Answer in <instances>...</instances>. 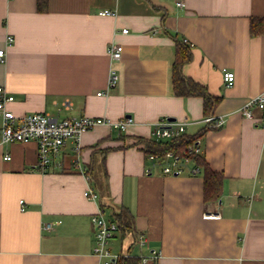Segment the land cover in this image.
<instances>
[{
  "label": "crops",
  "instance_id": "obj_1",
  "mask_svg": "<svg viewBox=\"0 0 264 264\" xmlns=\"http://www.w3.org/2000/svg\"><path fill=\"white\" fill-rule=\"evenodd\" d=\"M177 1L48 0L42 10L38 0H0V85L14 96L9 109L134 119L124 131L105 124L85 131L79 150L69 139L46 172L35 168V141H1L0 120V264H100L92 216L102 210L113 221L122 206L135 220L131 252L158 250L157 264H264V111L244 114L248 99L264 94V34H251L264 0ZM185 38L192 58L183 73L220 97L213 114L224 118L198 138L223 174L221 195L210 201L194 161L165 173L144 151L164 118L189 121L188 134L207 125L204 97L173 88L176 39ZM113 42L123 45L120 60L111 59ZM224 68L235 72L232 85ZM88 187L98 200L84 195ZM115 235L110 248L127 254L118 239L131 237Z\"/></svg>",
  "mask_w": 264,
  "mask_h": 264
},
{
  "label": "built area",
  "instance_id": "obj_2",
  "mask_svg": "<svg viewBox=\"0 0 264 264\" xmlns=\"http://www.w3.org/2000/svg\"><path fill=\"white\" fill-rule=\"evenodd\" d=\"M177 4L184 6L182 0H178ZM101 15H115L116 12L111 9H103L99 12ZM128 28H122L123 33H127ZM13 37L9 36L8 41L12 42ZM187 42V39H184ZM5 48H0V59L5 60ZM109 53L111 59L116 61L120 60L123 55V45L118 42H113L109 46ZM118 80V74L113 69L109 76V86L113 87ZM223 80L226 85H232L235 81V72L233 70L223 69ZM103 91L98 92V94ZM14 96L10 94L6 88L0 85V120H1V141H35L38 149V162L35 166L36 169L46 172L55 163L59 157L63 146L69 139L75 141L77 150L81 148L82 134L98 125H108L124 131L129 125L134 124V119L131 116H124L114 120L107 116H73L67 118H55L47 112H32L21 116H17L11 109L7 107L8 102L13 101ZM260 106L264 111V94H259L248 99L244 105V114L252 118L254 116L253 107ZM205 121L212 127L222 126L224 118L217 117L214 114L205 117ZM189 121H172L164 118L157 122L153 134L156 140H172L181 136L186 132V124ZM264 125V114L261 120ZM201 148L198 139H195L189 147L188 153L181 155L173 150L168 151L163 156H156L148 154L152 159H159L166 165L163 167L165 173H180L184 167L193 162L191 154L200 153ZM5 158H10L6 155ZM193 173L200 172V167L193 165ZM84 195L92 200L99 199V192L93 188L88 187L84 191ZM21 208L25 209L24 199L20 200ZM92 223L96 228V243L94 252L100 257V264H119L121 254L115 253L109 246L111 237L118 231V224L116 221H109L102 210L92 216ZM50 228V225L46 226ZM138 243L145 245L144 236L138 237ZM159 251L153 249L148 254L142 255V264H148L150 261H157L159 258Z\"/></svg>",
  "mask_w": 264,
  "mask_h": 264
},
{
  "label": "trees",
  "instance_id": "obj_3",
  "mask_svg": "<svg viewBox=\"0 0 264 264\" xmlns=\"http://www.w3.org/2000/svg\"><path fill=\"white\" fill-rule=\"evenodd\" d=\"M39 9H47L48 0H38ZM251 34H264V17L251 18ZM192 58V52L189 45L184 40L176 39V55L172 67V83L175 94L181 96L200 95L204 97V108L206 116L212 115L214 108L220 101V97L209 93L207 87L193 80L191 77L183 73V66ZM208 127L209 124L199 129L194 134L184 133L172 140H151L146 139L144 151L146 154H153L156 156H163L168 151L173 150L177 154L184 155L188 153L189 147L195 139H198ZM195 165L200 167L204 176V200L210 201L219 198L222 191L223 174L212 169L201 153L191 154ZM114 221L118 224V229L122 237H133L137 239L135 234V220L131 210L122 206L118 211L113 212ZM132 243L128 249L127 254H123L119 258V264H142V255L133 254L131 249ZM148 264H157L156 261H150Z\"/></svg>",
  "mask_w": 264,
  "mask_h": 264
},
{
  "label": "rangeland",
  "instance_id": "obj_4",
  "mask_svg": "<svg viewBox=\"0 0 264 264\" xmlns=\"http://www.w3.org/2000/svg\"><path fill=\"white\" fill-rule=\"evenodd\" d=\"M115 236H116V235H115ZM115 236L111 237V239L114 238ZM111 239H110V240H111ZM118 240H119V243L123 246L124 250H127V247L130 246V245L132 244L134 238L131 237V238L127 239L128 241H127L125 238H124V239H121L122 241H121L120 239H118ZM137 249H138V246H137V244H135V245L133 246V250H134L135 252H137ZM113 251H116V247H115V246H114V250H113Z\"/></svg>",
  "mask_w": 264,
  "mask_h": 264
}]
</instances>
